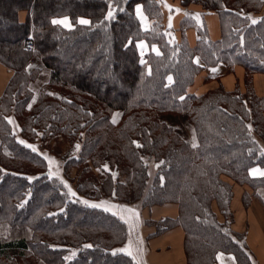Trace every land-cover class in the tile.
<instances>
[{"label": "trees", "instance_id": "1", "mask_svg": "<svg viewBox=\"0 0 264 264\" xmlns=\"http://www.w3.org/2000/svg\"><path fill=\"white\" fill-rule=\"evenodd\" d=\"M175 1L184 13L173 28L158 0H0V64L12 71L0 96V264H138L121 251L125 222L69 198L43 158L16 139L12 121L27 143L78 142L65 162L77 171L78 199L136 203L137 211L176 204L175 219L146 224L152 235L181 227L187 264H216L218 253L252 264L243 234L231 229L230 202L237 184L252 190L244 204L250 196L263 203L264 175L252 169L264 170V97L222 85L196 96L190 87L217 64L230 74L242 69L250 83L264 74V0ZM207 13L219 19L216 41L200 19ZM63 19L67 26L53 23Z\"/></svg>", "mask_w": 264, "mask_h": 264}, {"label": "crops", "instance_id": "2", "mask_svg": "<svg viewBox=\"0 0 264 264\" xmlns=\"http://www.w3.org/2000/svg\"><path fill=\"white\" fill-rule=\"evenodd\" d=\"M158 1H160L164 15V25L175 28L177 22L183 16L184 10L177 7L175 0ZM189 10L193 12L192 14L195 18L200 17L199 14L201 11L198 7L193 6ZM135 14L138 17L141 29L147 30L149 28V20L144 15L140 5L135 7ZM25 18L26 13L20 12V22H23ZM200 19H202V22L206 25L209 39L211 41L218 40L220 38L218 16L214 13H207ZM57 21H65V23L61 24L63 26L68 25L66 19ZM197 38L198 33L196 29L191 28L186 31V40L190 47L195 46ZM138 46L141 53H145L148 50V47L143 42H139ZM194 62L199 66H203L198 57L194 58ZM3 68L4 67L0 64V72H3ZM0 77L2 78L1 74ZM7 78L9 79V74ZM251 78L255 94L259 97H264V74H254ZM8 79H6L4 85L0 88V96L5 89ZM242 79H244L242 69L238 68L235 70V73L230 74L227 73L224 65L217 64L214 67L203 68L201 70L195 78L193 85L190 87V93L199 96L218 85H222L227 91H232L236 85H239L237 81L241 82ZM204 88L209 89L203 90ZM252 175H264V170L254 168L252 169ZM243 192L251 194V190L248 186L233 185V196L230 202L231 210L234 213L232 227L233 230L244 233L245 248L250 256L251 263L264 264V206L256 198L252 197L250 205L244 210L241 204V194ZM144 211L146 217L137 219L136 229L133 233V238L139 242V247L133 245L131 234H129L127 227V238L121 251L129 256L135 257L138 264H183L184 233L182 228L174 227L163 234L152 235L154 229L145 226L147 221H156L166 217L175 219L178 215L177 205L174 203H167L162 206H154L150 209H145ZM138 228H140V233ZM138 237H140L139 240H137ZM217 264H235V262L232 256L218 254Z\"/></svg>", "mask_w": 264, "mask_h": 264}, {"label": "rangeland", "instance_id": "3", "mask_svg": "<svg viewBox=\"0 0 264 264\" xmlns=\"http://www.w3.org/2000/svg\"><path fill=\"white\" fill-rule=\"evenodd\" d=\"M111 13H112V11H111ZM27 39L32 40L31 37H29ZM28 50H30V49H28ZM35 63H36V61H34V60H30V62H29L30 65L35 64ZM4 68L2 69L3 72H0V74L2 76V78L0 77V88L4 85V82L6 81V79H8L7 78L8 74H9V79L12 75V71L7 69L6 67H4ZM45 78L46 77H44L42 75L39 77V80L42 81ZM39 80H38L35 87H38L40 85L41 82ZM7 83H8V81H7ZM237 83L239 85H236V86L239 87L241 92H244V90L247 88L254 89L253 83H250L249 81H245L244 79H242L241 82L237 81ZM214 88H216V87H214ZM214 88H211V89H214ZM206 89H209V88H204L203 90H206ZM211 89H209V90H211ZM207 91H205V92H207ZM118 117H119V113H114L112 115V121L115 122L118 119ZM170 120H172V119H170ZM170 122L173 124H176L175 126L177 127V129L180 130V132L184 136H186L189 140H192L191 130H190V128H188L187 124L184 121H182V119L175 118ZM11 124H12L13 132L15 133L16 139L27 147L31 146V147H29L30 149L35 148L36 149L35 152L43 158V161L45 164V169H46V175L48 178L55 180L64 189V193H66L69 198L77 199L78 201L80 200L79 202H82V203L89 205V206L99 205L98 208H102L104 210H107L110 213L118 215L121 219H123L126 222L128 230H129V234H131V240L133 241V245H136L137 247H139V242H137L133 238V233L135 232V229H136L137 219H139L140 217H146V213L142 209L140 211H137L138 205L136 203L126 205V204L118 203V202L111 200L109 198H100L97 200H88V202L82 198L78 199L79 196L77 195L75 188H74V184H73V181H75L74 177L76 176L77 171L71 165L68 166V169L65 168L66 167L65 162L70 157H73L74 155L76 156V154L78 152V148H79L78 142H72L70 140H65L64 138L58 136V137H53V138L46 139V140H41L38 138L31 143H27L19 137V130H18V127L16 126V124L13 121L11 122ZM257 176H260V175H257ZM122 179H124V178H122ZM239 186H243V185H239ZM260 190L261 191L259 193L261 195V199L263 200V203H261V201L258 200L257 198L256 199L264 206V190H262V189H260ZM72 193H74L75 195H72ZM243 193H247V192H243ZM243 193L241 194V204H242L244 210H246L248 208V206L250 205V201H251L252 196H250V200L248 201V203L246 205L243 202V197H242ZM251 193H252V190H251ZM247 194H249V193H247ZM249 195H251V194H249ZM253 198H255V197H253ZM230 209H231V207H230ZM231 212H232V216H233L234 213L232 210H231ZM232 225H233V222H232ZM232 225H231V229L233 230ZM145 226L147 227L148 223L145 224ZM149 228H150V226H149ZM138 229H139V233H140V228H138ZM233 231L237 232L235 230H233ZM237 233H239V232H237ZM240 233L243 234V236H244V233H242V232H240ZM139 238L140 237H138L137 240H139ZM218 254L220 255L223 253H218ZM217 255H216V264H217ZM224 255H229V254H224ZM229 256H231V255H229ZM183 264H187L186 260H185V256L183 259Z\"/></svg>", "mask_w": 264, "mask_h": 264}, {"label": "snow or ice", "instance_id": "4", "mask_svg": "<svg viewBox=\"0 0 264 264\" xmlns=\"http://www.w3.org/2000/svg\"><path fill=\"white\" fill-rule=\"evenodd\" d=\"M109 16H111V13H109ZM53 23L54 24H56V23H65V21H56V20H54L53 21ZM80 23L81 24H87V23H89L87 20H80ZM253 23H256V21H253ZM29 147H31V146H29ZM33 151H36V149L35 148H33L32 149ZM72 195H75L74 193H72ZM99 205H92V207H98Z\"/></svg>", "mask_w": 264, "mask_h": 264}, {"label": "built area", "instance_id": "5", "mask_svg": "<svg viewBox=\"0 0 264 264\" xmlns=\"http://www.w3.org/2000/svg\"><path fill=\"white\" fill-rule=\"evenodd\" d=\"M26 49H31L33 47V43L31 39H27L24 43Z\"/></svg>", "mask_w": 264, "mask_h": 264}]
</instances>
